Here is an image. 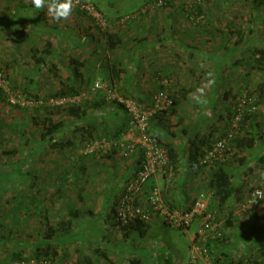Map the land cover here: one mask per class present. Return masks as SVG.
<instances>
[{
    "label": "rangeland",
    "instance_id": "rangeland-1",
    "mask_svg": "<svg viewBox=\"0 0 264 264\" xmlns=\"http://www.w3.org/2000/svg\"><path fill=\"white\" fill-rule=\"evenodd\" d=\"M82 1L90 11L74 5L57 22L30 0H0V264H66L63 220L93 210L135 151L122 156L111 143L137 139L126 104L146 106L161 90L151 81L156 52L142 49L149 48L146 39L154 45L163 35L167 19L179 29L180 48L192 41L197 54H221L207 70L198 57L179 66L182 87L164 88L173 106L149 121L150 129L159 128L152 133L172 148L162 174L179 180L190 170L196 189L209 194L218 212L220 243L231 248V257L264 264V200L244 209L255 189L264 191V61L250 57L251 48H264V0H165L155 7L148 5L154 0ZM96 82L103 87L95 89ZM67 84L74 89L63 94ZM246 92L258 98L257 109L235 128L229 109ZM251 127L261 135L247 147L243 137L254 134ZM226 133L232 134L223 164L230 185L227 194H216L209 183L217 168L196 165L195 156ZM194 230L151 224L129 241L159 251V264H190L198 253ZM198 254L195 264H203Z\"/></svg>",
    "mask_w": 264,
    "mask_h": 264
},
{
    "label": "crops",
    "instance_id": "crops-1",
    "mask_svg": "<svg viewBox=\"0 0 264 264\" xmlns=\"http://www.w3.org/2000/svg\"><path fill=\"white\" fill-rule=\"evenodd\" d=\"M165 24L168 25V28L165 30L163 29V35H158L159 38L154 45L148 42L150 37L146 39L145 43L149 48L142 50L144 52L150 50L148 54H152L151 50L153 51V49L156 52L155 63L157 66L156 70H154L155 74H153L151 78L152 84L156 87V90L165 88L168 90L174 89L176 91L179 86L182 87V85L177 87V82H180V78H177L180 70L179 66L184 67L186 65L189 67L195 63L198 57V60H202L201 70H207L211 65H214L212 58L221 53L219 52V54L213 55L209 51H200V54H197L194 48H191L193 47L190 44L192 42L191 39L188 40L191 42L186 45V48H180L177 45L178 38H180L181 35L178 33L179 29L172 27L170 19H167ZM192 24L194 25V22H192ZM148 29L150 32L149 35L152 37L153 28L148 27ZM115 41L117 42V39H115ZM215 47L218 48L219 45ZM219 48H222V46ZM193 52L196 53L193 55ZM218 62L216 66L220 65V61ZM184 71L185 69L182 70V72ZM163 77L169 79L170 82L168 85L162 84L161 79ZM184 80L188 82V79ZM155 127L159 129L158 125H156L153 126L150 131H155ZM161 134L162 132H160V135ZM132 154L128 164L119 168L121 169V171H119L121 175L119 174L118 177V172L115 173V182L112 183L107 196H103L100 202L95 200L92 203L93 210H78L75 217L69 216L68 219L67 216L63 220L64 222H62L63 224L59 228V231L62 235V243L66 245L68 251V257L65 261L66 264H159V251L154 249L144 250L139 244L137 247L133 246L131 241H129L131 235L138 232L143 236L150 230L151 224L158 225L161 223L163 225H169L164 220L163 213L172 209L175 210L188 207L199 191L196 189V182L195 179L192 178L190 170H186L179 180L175 177L172 179L165 177L162 173L158 174L147 182L140 198L144 200L146 193L150 190L152 185H157L161 194L162 210L157 211L153 220L145 225L133 223L122 227L115 222L114 208L118 197L123 192L122 190L125 182L134 175L141 162V150L139 148L135 149ZM191 161V158L184 159L183 167L190 166V164H192ZM211 204L210 207L215 209L213 207L214 205L212 204V206ZM96 208L97 211L94 210ZM192 225L195 227L193 232L195 233L198 221L194 220ZM221 239L208 242L210 256L225 264L241 263L237 262L240 261L239 259L234 260V258L231 257V248L224 243H220ZM200 257L201 256L197 253V256L191 260L190 264H195L197 261L194 259H200ZM161 259L167 258L163 257ZM201 260L203 264H208L204 256H202Z\"/></svg>",
    "mask_w": 264,
    "mask_h": 264
},
{
    "label": "built area",
    "instance_id": "built-area-1",
    "mask_svg": "<svg viewBox=\"0 0 264 264\" xmlns=\"http://www.w3.org/2000/svg\"><path fill=\"white\" fill-rule=\"evenodd\" d=\"M150 4L152 7L161 6L165 4V0H154L148 5ZM74 5L81 10H91L82 0H74ZM202 19L203 16L200 15L195 20L202 21ZM195 20L194 23H196ZM161 82L163 85H168L170 81L167 77H163ZM102 87V84L95 83V89ZM10 102L25 106L29 103V100L10 99ZM257 104L258 98L250 92L238 96L231 107L233 126L237 128L246 116L253 114L257 109ZM126 106L131 113L129 126L137 130V139L131 142L113 140L111 142L112 148L117 149L125 156L139 148L141 150V162L134 175L125 182L123 192L115 204L114 219L121 226L131 223H149L153 220L156 212L162 210L161 194L157 186L150 188L144 200L140 196H142L147 182L152 177L163 173L164 168L168 164L166 148L157 136L149 131V121L153 114L167 112L173 106V97L167 90L161 89L152 96L146 106H139L132 101L128 102ZM231 137V133H226L223 137L213 141L199 155L198 165L210 167L215 164H223L226 160L228 141ZM256 190L260 189H255L252 192L244 204V209H252L262 201L260 198H255ZM209 198L210 196L207 192L204 190L200 191L188 207L167 211L163 213V218L169 225L186 231L190 229L193 221L197 220V230L192 235L193 248L205 257L208 264H222L210 256L208 248L209 241L222 238L219 215L217 210L210 207Z\"/></svg>",
    "mask_w": 264,
    "mask_h": 264
},
{
    "label": "trees",
    "instance_id": "trees-1",
    "mask_svg": "<svg viewBox=\"0 0 264 264\" xmlns=\"http://www.w3.org/2000/svg\"><path fill=\"white\" fill-rule=\"evenodd\" d=\"M77 11H79L78 9H76ZM48 43V42H47ZM250 52H251V54H250V57L252 56V58H255L256 59V61H260V62H263L264 61V48L263 47H260V48H251L250 49ZM74 89V87L72 86V85H70V84H67V86H66V88H61V91H62V93L63 94H65L66 92H68V91H70V90H73ZM60 91V92H61ZM61 93V94H62ZM57 94H59V92L57 93ZM12 104H16V103H12ZM171 109V108H170ZM171 112V111H170ZM166 113V112H165ZM231 113H232V111H231V109H229V114H230V118H231ZM252 115L253 114H251V115H248V116H246L245 117V119L246 118H250V117H252ZM251 129H252V133H254V134H251V135H249V134H247V135H244V139H245V144H246V146L247 147H252V146H254L255 145V140L257 139V138H259L260 137V135L261 134H258V133H255V129L254 128H252L251 127ZM149 131H150V127H149ZM151 132V131H150ZM152 133V132H151ZM153 134V133H152ZM154 135V134H153ZM156 136V135H155ZM223 137V136H222ZM158 138V137H157ZM159 139V138H158ZM212 142H209L208 143V145H207V147H209L210 146V144H211ZM240 143L241 144H243L242 142H241V140H240ZM163 144V143H162ZM164 145V144H163ZM164 147L166 148V146L164 145ZM114 149V148H113ZM114 150H117V149H114ZM166 151L168 152V154H169V157L170 158H172V156H171V151H172V148H166ZM117 152H119L118 150H117ZM203 153V151L202 152H200L197 156H195V163H196V165H198V157H199V155H201ZM121 154V153H120ZM122 156H125V155H123V154H121ZM261 161H264V158L262 157L261 158ZM224 164V163H223ZM223 164H215V167L217 168L216 169V171H214L212 174H213V178H212V180H211V182L209 183L212 187H214V188H217V192H216V194H218V193H221V192H225V194H227L228 192H227V190H228V188H229V185H230V178H231V174L229 173V172H227V170L224 168V166H223ZM198 166H200V165H198ZM224 199V196H223V198H222V200ZM116 204V203H115ZM131 224H133V223H131ZM131 224H127V225H131ZM127 225H122V227L123 226H127ZM141 225H145V224H141ZM222 264H225L224 262L222 263ZM241 264V263H240Z\"/></svg>",
    "mask_w": 264,
    "mask_h": 264
},
{
    "label": "clouds",
    "instance_id": "clouds-1",
    "mask_svg": "<svg viewBox=\"0 0 264 264\" xmlns=\"http://www.w3.org/2000/svg\"><path fill=\"white\" fill-rule=\"evenodd\" d=\"M30 3L31 6L37 10L46 8L50 17L57 22L62 19H67L71 15L74 7V0H30ZM213 82L214 81L211 79L207 81L209 86H211ZM197 91L201 93V96L203 95V89H197ZM201 96L194 97L197 103L205 102L201 100ZM255 198L264 200V191L256 190Z\"/></svg>",
    "mask_w": 264,
    "mask_h": 264
}]
</instances>
